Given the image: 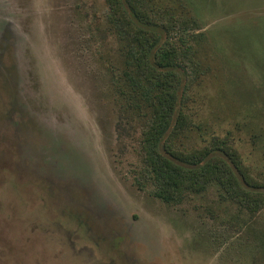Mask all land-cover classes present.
<instances>
[{"label":"rangeland","instance_id":"obj_1","mask_svg":"<svg viewBox=\"0 0 264 264\" xmlns=\"http://www.w3.org/2000/svg\"><path fill=\"white\" fill-rule=\"evenodd\" d=\"M153 3L200 71L175 147L224 141L213 153L232 166L235 150L256 201L215 179L154 196L105 0H0V264H264V0Z\"/></svg>","mask_w":264,"mask_h":264},{"label":"trees","instance_id":"obj_2","mask_svg":"<svg viewBox=\"0 0 264 264\" xmlns=\"http://www.w3.org/2000/svg\"><path fill=\"white\" fill-rule=\"evenodd\" d=\"M105 1L106 21L119 41L117 66L111 67L112 88L123 102L120 107L125 112L131 110L143 125L142 174L153 181L154 196L172 202L184 190H198L196 187L215 179L241 201L255 202L253 191L246 188L255 184L235 150L222 149L232 166L213 153L221 150L217 146L225 145L224 141L190 153L174 145V138L189 123L181 108L183 94L200 74L189 38L174 35L179 29L185 30V25L153 0ZM191 23L196 25L194 20ZM190 38L197 39L198 34L191 33Z\"/></svg>","mask_w":264,"mask_h":264}]
</instances>
